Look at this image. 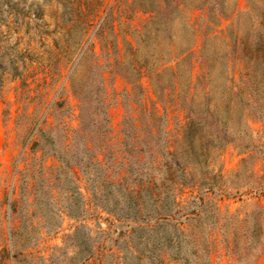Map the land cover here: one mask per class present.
I'll list each match as a JSON object with an SVG mask.
<instances>
[{
  "label": "rangeland",
  "instance_id": "obj_1",
  "mask_svg": "<svg viewBox=\"0 0 264 264\" xmlns=\"http://www.w3.org/2000/svg\"><path fill=\"white\" fill-rule=\"evenodd\" d=\"M261 209L264 0H0V264H264Z\"/></svg>",
  "mask_w": 264,
  "mask_h": 264
},
{
  "label": "trees",
  "instance_id": "obj_2",
  "mask_svg": "<svg viewBox=\"0 0 264 264\" xmlns=\"http://www.w3.org/2000/svg\"><path fill=\"white\" fill-rule=\"evenodd\" d=\"M261 210L264 211V209H261ZM254 235L259 239L258 247L254 250V256H256L257 254H259V252L261 251L263 247L264 225L262 222H259V224L256 226V233ZM176 259L178 258H175V257L173 258V260H176ZM207 261H208L207 264H210L209 259ZM158 264H163V263L159 262Z\"/></svg>",
  "mask_w": 264,
  "mask_h": 264
}]
</instances>
